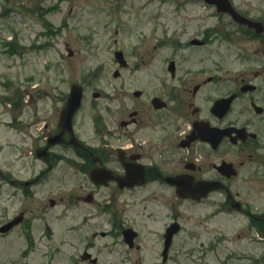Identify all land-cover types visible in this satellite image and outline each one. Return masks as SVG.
<instances>
[{
	"label": "flooded vegetation",
	"instance_id": "obj_1",
	"mask_svg": "<svg viewBox=\"0 0 264 264\" xmlns=\"http://www.w3.org/2000/svg\"><path fill=\"white\" fill-rule=\"evenodd\" d=\"M122 2H112L110 17L119 18L124 8L143 10L135 5L118 9ZM217 18L210 23L188 17L178 36L200 55L183 58L174 52L178 36L162 40L167 32L160 31V23L127 15L110 33L117 35L114 46L119 34L128 41L107 50L141 58L115 69L116 94L91 89L93 81H84L70 127L61 122L68 96L45 103L48 108L31 124L29 144L17 157L40 169L27 178L0 169L12 193L20 190L24 198L55 193L48 202L59 209L56 222L66 226V234L82 233L73 242L83 246L77 250L81 261L100 262L113 253L115 242L141 252L134 264H264V64L241 69L231 62L225 70L219 51L206 54V60L201 53L219 43L222 33L236 37L246 30L228 15ZM177 27L171 20L170 31ZM93 37L77 38L95 51ZM164 50L172 55L167 62L146 61L145 54L160 57ZM142 69L149 73L140 79L125 76V70ZM47 209L41 215L52 237ZM129 214L135 224H128ZM19 215L22 226L28 217L24 210ZM98 238L113 241L100 245ZM123 254L124 262L132 260L130 252Z\"/></svg>",
	"mask_w": 264,
	"mask_h": 264
},
{
	"label": "rangeland",
	"instance_id": "obj_2",
	"mask_svg": "<svg viewBox=\"0 0 264 264\" xmlns=\"http://www.w3.org/2000/svg\"><path fill=\"white\" fill-rule=\"evenodd\" d=\"M121 1H124V6L141 5L143 10L136 12L138 8L135 6L133 10L124 8V13H120L122 10L118 11L120 13L118 18L109 16L114 0H0V152H2L0 154V167L3 170L27 178L40 169L36 163L34 165L36 167H33L27 160L24 163L19 162L23 160L16 158L18 149L14 146L17 143H20L21 147L25 146L26 134L34 131L31 124L41 120L44 115L42 107L51 102V99L47 97L54 99L53 97H56L60 91L68 92L72 82L77 81L80 75L99 65L104 68L99 75L97 74L91 79L93 81L91 89L100 87L109 95L115 93L117 79L114 77V71L118 68V64L115 62L112 51L107 50V38L97 36L93 37L94 40L90 39L92 45L96 44L95 51L89 49L92 46L88 47L82 44L84 43L82 40L74 42L75 24H81L80 18L86 12L89 20L92 17L99 20L96 27L105 25V28L108 29L105 31V35L109 34V30L118 25V22L123 21L127 15L136 14L152 17V21L160 22L161 31H168L170 20H175L178 25L177 28L183 29V26L185 28L187 24L188 16L212 15L211 8L205 9L197 5L191 7L185 3L188 0ZM232 1L240 10L246 11L254 19L264 20V0ZM72 3L75 6V11L69 19V25L66 24L68 27L62 29L63 32L65 31L64 39L60 35V42L58 43V36L53 37V35L58 34L64 8ZM180 3L184 4L181 9L177 8ZM5 10L6 14H4ZM79 33L81 36L86 34V28L83 26L79 28ZM124 40L128 41L127 38H123L122 46ZM64 41L69 42L74 49L78 48L81 51L69 57L63 48ZM183 41L184 39L177 47L179 56L187 58L199 54L193 53L186 46L184 48ZM11 43H15L16 46H12ZM44 44L46 47L43 48ZM235 45L233 47L232 43L226 42L212 43L201 54L203 56L210 55V53H215L221 48L224 54L221 59L225 65V70L229 68L231 62L239 63L241 69H259L264 64V38L253 41L241 34ZM101 46L103 47L102 50ZM12 47H15L19 53L15 54L11 49ZM165 56L167 53L164 51L161 52L160 57L145 54V59L147 62L151 60L154 65L164 63L163 57ZM133 58L136 57L130 54L129 60L132 61ZM140 58L141 55L137 57L139 60ZM210 59L211 61L216 60L215 58ZM148 73V69H142L131 74L129 70H126L125 76L137 80V78L140 79ZM37 91L38 93L41 91L42 96H39ZM17 96H26V99L31 96L33 99L30 105L25 103V106L18 109L19 111H14V102ZM42 97L47 98V102H39L37 105L33 103L35 99L40 100ZM16 118L18 124L15 127H10V122ZM2 185L3 187H1ZM12 191H14L13 188L0 179V225L13 219L19 211L24 210L28 217L27 223L32 222L34 227V233H32L34 243L29 255L26 256L24 255V251L28 247L26 241L28 238L25 234L26 227L21 226L6 235L0 234V264H87L82 262L79 257L73 258L75 247L72 243L82 239V233H78V235L66 234L64 232L66 226L54 219L59 215V209L51 208L48 199L55 197V193L47 195L46 191L34 192V198L28 196L24 198L20 190H16L15 194ZM45 206H48V209L47 216H44H46L50 226L53 227L52 237L48 238L43 235L45 221L42 220L41 215ZM129 223H136H133L130 214L128 216ZM102 229L106 230L108 227L103 226ZM88 233L91 234L90 230ZM104 241L112 242L113 239L98 238L97 240L100 245H103ZM82 248L81 244L76 247L77 250ZM146 249L148 252L154 250V248ZM246 251L250 253L249 249ZM124 252H130L133 255L132 260L122 263L121 259H128L127 255L123 254ZM140 253L136 249L131 251L120 243L113 247L112 254H104L100 258L99 264H134V260ZM125 255L126 258H122ZM144 264L154 263L147 262Z\"/></svg>",
	"mask_w": 264,
	"mask_h": 264
},
{
	"label": "water",
	"instance_id": "obj_3",
	"mask_svg": "<svg viewBox=\"0 0 264 264\" xmlns=\"http://www.w3.org/2000/svg\"><path fill=\"white\" fill-rule=\"evenodd\" d=\"M205 1L211 5H215L220 12L230 13L232 15V17L235 19V21H237V22H240L242 24H249V26H251V27H253V26L260 27L261 26V23L251 22V21L247 20L246 18H244L243 16H241L240 14H238L234 10V8L232 7L229 0H205ZM80 99H81L80 95L74 94V93L72 94L71 104L69 105V108L67 110L68 117L70 119L73 116V113H72V112H74L73 110H75L79 106ZM15 224H16V222L9 223L8 225L5 226V228L2 231H7V230L11 229Z\"/></svg>",
	"mask_w": 264,
	"mask_h": 264
}]
</instances>
